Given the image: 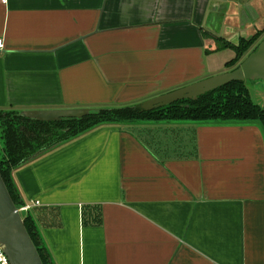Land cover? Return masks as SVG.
<instances>
[{"label":"crops","instance_id":"1","mask_svg":"<svg viewBox=\"0 0 264 264\" xmlns=\"http://www.w3.org/2000/svg\"><path fill=\"white\" fill-rule=\"evenodd\" d=\"M263 28L264 0H0V109L137 104ZM12 180L54 264H264L256 122L101 124Z\"/></svg>","mask_w":264,"mask_h":264},{"label":"trees","instance_id":"2","mask_svg":"<svg viewBox=\"0 0 264 264\" xmlns=\"http://www.w3.org/2000/svg\"><path fill=\"white\" fill-rule=\"evenodd\" d=\"M262 38L264 28L247 39H239L236 44L218 38V49L230 47L235 52V58L226 64L227 70L237 67ZM161 121L256 122L264 131V107L252 100L242 81L236 80L196 99L177 101L152 110H142L134 104L106 107L98 114L88 115L80 121L43 122L22 117L16 110L0 109V173L13 201L22 204L12 180V172L25 165L35 152L44 150L48 153L101 124ZM24 223L43 264H54L28 212L24 213Z\"/></svg>","mask_w":264,"mask_h":264},{"label":"water","instance_id":"3","mask_svg":"<svg viewBox=\"0 0 264 264\" xmlns=\"http://www.w3.org/2000/svg\"><path fill=\"white\" fill-rule=\"evenodd\" d=\"M242 81L252 100L264 107V38L250 51L234 69L195 81L172 91L151 97L134 104L142 110L164 107L177 101L196 99L198 96L221 87L231 81ZM106 107H68L51 109H27L17 111L22 117L43 121H80L88 115L98 114ZM45 151L35 152L31 161ZM23 204V203H22ZM22 204H16L0 173V251L8 264H43L24 223Z\"/></svg>","mask_w":264,"mask_h":264},{"label":"built area","instance_id":"4","mask_svg":"<svg viewBox=\"0 0 264 264\" xmlns=\"http://www.w3.org/2000/svg\"><path fill=\"white\" fill-rule=\"evenodd\" d=\"M3 47V41L2 39H0V48ZM39 202L35 201L34 203H32L33 205H37ZM32 204L30 203H23L21 206V211L23 213H26L29 211L30 207L32 206ZM0 264H8L7 259L5 258V256L1 253L0 251Z\"/></svg>","mask_w":264,"mask_h":264},{"label":"rangeland","instance_id":"5","mask_svg":"<svg viewBox=\"0 0 264 264\" xmlns=\"http://www.w3.org/2000/svg\"><path fill=\"white\" fill-rule=\"evenodd\" d=\"M261 22H258V25L260 26L261 24H260ZM258 25H257V27H258Z\"/></svg>","mask_w":264,"mask_h":264}]
</instances>
